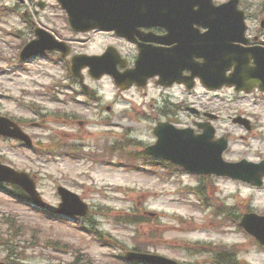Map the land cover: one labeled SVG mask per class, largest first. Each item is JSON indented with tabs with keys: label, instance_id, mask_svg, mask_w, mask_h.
<instances>
[{
	"label": "rangeland",
	"instance_id": "rangeland-1",
	"mask_svg": "<svg viewBox=\"0 0 264 264\" xmlns=\"http://www.w3.org/2000/svg\"><path fill=\"white\" fill-rule=\"evenodd\" d=\"M43 1L46 6L40 9L35 0L27 4L0 0V5L16 3L15 11H0V114L29 120L25 131L44 152L39 155L15 140L0 139V161L29 172L52 207L60 200L58 185L78 194L89 205L82 224L115 245H102L79 224L50 219L0 191V259L15 253L25 258L21 264H71L76 259L78 264H126L121 256L140 252L182 264H210L214 259L234 260L235 251L239 264H264V247L238 225L244 212L264 214V184L255 187L227 176L196 175L176 166L169 173L152 163L144 170L130 167L133 160L128 157L143 156L145 147L155 141L152 130L162 119L158 106L164 99H172V114L177 110L171 119L193 126L195 113L180 109L188 103L180 99L179 86L164 89L152 83L119 91L108 77L94 79L83 70L84 82L93 90L89 97L54 53L20 61L18 43L34 37L30 19L65 41L67 59L73 53L99 54L109 44L134 51L107 32L72 31L59 4ZM243 4L264 20V0ZM14 30H20L18 35L11 34ZM194 91L202 102L199 108L205 105L204 110L219 114L217 133L229 137L225 160L264 158L263 94H239L227 87ZM239 113L250 120V130L233 123ZM39 120L45 128H32L31 123ZM65 149L76 159L57 155V150ZM119 160L126 164L108 163ZM191 187H197L200 196L188 191ZM124 217L135 218L136 223H125Z\"/></svg>",
	"mask_w": 264,
	"mask_h": 264
},
{
	"label": "water",
	"instance_id": "water-1",
	"mask_svg": "<svg viewBox=\"0 0 264 264\" xmlns=\"http://www.w3.org/2000/svg\"><path fill=\"white\" fill-rule=\"evenodd\" d=\"M66 7L69 14V22L75 29L85 30L94 26L98 21H102L105 27H115L112 23L123 20L137 21L141 17L137 6L140 0H60ZM91 6L95 7L92 8ZM210 10L212 7L210 6ZM233 26V25H232ZM242 31V26H237ZM125 30L130 27L124 25ZM222 29H229L227 24L221 26ZM133 30V27L131 28ZM39 37L30 42L22 51V56H28L41 52L45 49H54L55 42L51 35L42 29H36ZM234 36H229L222 32L216 36L213 42L209 44V56L206 59L207 66L199 71L203 81L210 87H219L222 83L235 84L236 89L251 90L255 85L264 90V51L254 50V48H244L238 44H233ZM58 48V46H57ZM63 55L67 53V48L60 47ZM110 51L101 56L95 55H75L72 58L71 68L74 74L80 75V69L88 65L89 73L99 78L103 73H113L118 81L123 76L112 69L113 62L109 61ZM253 58L256 65L251 66L249 59ZM218 59L219 68L214 69V61ZM136 68L133 69V77L140 82L141 74H155L156 63L150 64L144 61L143 54L137 59ZM149 66L151 71H146ZM233 66V72L229 76L224 75L227 68ZM11 121L8 118L0 117V133H10L8 126ZM12 134L19 136L29 142L27 136L18 130L12 131ZM158 139L155 144L146 147V151L156 156H162L179 163L188 169L197 173L214 172L216 174H226L240 178L254 184H260L261 175L264 174V160L259 163H252L246 160L239 162H226L222 159V152L227 147V140L220 138L212 139L213 130L206 126L205 131L201 134H193L191 129H176L169 124H159L154 128ZM0 180H7L17 183L25 188L36 202L39 200L38 194L34 190V183L31 178L24 173L15 171L7 166L0 164ZM62 203L60 210L73 212L69 208L75 204L82 208L81 212L86 211V206L81 203L78 197L66 189L60 187ZM244 225L253 233L262 243H264V217L255 215H244L242 218ZM130 256L143 257L157 261L162 264H177L166 258L156 255L130 254Z\"/></svg>",
	"mask_w": 264,
	"mask_h": 264
},
{
	"label": "flooded vegetation",
	"instance_id": "flooded-vegetation-1",
	"mask_svg": "<svg viewBox=\"0 0 264 264\" xmlns=\"http://www.w3.org/2000/svg\"><path fill=\"white\" fill-rule=\"evenodd\" d=\"M241 1V0H240ZM246 16H247V35L249 36L248 42L247 44L251 45V44H262L264 42V24L260 23V25L257 27L256 23H255V18L252 16L251 13V9L246 7ZM160 25V24H159ZM173 28H175V25H172ZM145 32L146 31H150L155 35L158 36H164L167 34V29L164 25L161 26H155L152 29H144L142 28ZM200 31H203L204 28L199 27ZM143 32V35H148L147 33ZM166 39H172L173 41L170 43V45H173L177 42V40L179 39V35L177 33L172 34V37H166ZM134 45V44H132ZM135 46V45H134ZM136 48V47H135ZM125 56V55H124ZM127 56V55H126ZM126 59V66L130 65V59L131 56L125 57ZM177 67H181V71L180 74L181 76L187 75L189 73L188 69H187V60L183 61L182 63H177L175 65V68L173 69V71H177ZM166 103L168 102V100L165 101ZM162 111V110H160ZM165 118L169 117V115L164 116Z\"/></svg>",
	"mask_w": 264,
	"mask_h": 264
},
{
	"label": "bare ground",
	"instance_id": "bare-ground-1",
	"mask_svg": "<svg viewBox=\"0 0 264 264\" xmlns=\"http://www.w3.org/2000/svg\"><path fill=\"white\" fill-rule=\"evenodd\" d=\"M164 59H165V58H163V60H164ZM155 68H156V69H161V66L156 65Z\"/></svg>",
	"mask_w": 264,
	"mask_h": 264
}]
</instances>
